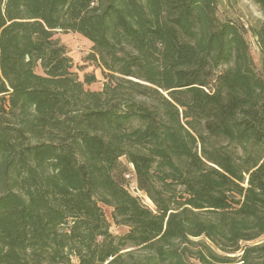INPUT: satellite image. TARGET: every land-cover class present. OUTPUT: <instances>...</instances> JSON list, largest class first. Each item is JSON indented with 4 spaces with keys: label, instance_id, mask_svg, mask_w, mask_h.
Here are the masks:
<instances>
[{
    "label": "trees",
    "instance_id": "1",
    "mask_svg": "<svg viewBox=\"0 0 264 264\" xmlns=\"http://www.w3.org/2000/svg\"><path fill=\"white\" fill-rule=\"evenodd\" d=\"M251 1L246 28L219 0H0V264H264Z\"/></svg>",
    "mask_w": 264,
    "mask_h": 264
},
{
    "label": "rangeland",
    "instance_id": "2",
    "mask_svg": "<svg viewBox=\"0 0 264 264\" xmlns=\"http://www.w3.org/2000/svg\"><path fill=\"white\" fill-rule=\"evenodd\" d=\"M218 16L221 20H233L242 23L246 28L251 26L256 27L263 19V14L259 7L251 0H219ZM58 36L62 43L67 46L70 56L74 59V71L78 74V77L84 80L86 75H96L97 81L91 85H86V88L93 91H100L104 85V76L100 65L90 57L92 53V44L84 37L75 33H59L57 34V37ZM248 39L256 65L260 69L262 57L256 38L249 33ZM37 72L41 73L40 67L37 68ZM122 161L126 163L125 159ZM129 168L131 169L130 166ZM128 187L129 191L133 195L139 197L144 204L150 208H154L152 201L143 192L138 191L134 180L129 182ZM103 208L108 221L111 223V231L117 235L126 232V228L116 226L113 222V210L107 206H103ZM262 242H264V235L253 242V244Z\"/></svg>",
    "mask_w": 264,
    "mask_h": 264
}]
</instances>
